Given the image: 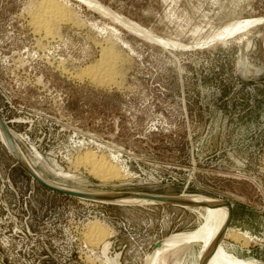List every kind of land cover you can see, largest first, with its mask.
I'll return each mask as SVG.
<instances>
[{"label": "rangeland", "instance_id": "1", "mask_svg": "<svg viewBox=\"0 0 264 264\" xmlns=\"http://www.w3.org/2000/svg\"><path fill=\"white\" fill-rule=\"evenodd\" d=\"M53 2L48 33L32 21L43 0H0V115L30 166L70 189L226 199L212 240L264 264V0ZM101 50L119 60L103 85L83 75ZM85 153L119 175L96 176ZM194 206L53 192L0 137V264H145L156 240L200 226ZM207 244L155 264L227 257Z\"/></svg>", "mask_w": 264, "mask_h": 264}, {"label": "bare ground", "instance_id": "2", "mask_svg": "<svg viewBox=\"0 0 264 264\" xmlns=\"http://www.w3.org/2000/svg\"><path fill=\"white\" fill-rule=\"evenodd\" d=\"M43 1H44V4L41 5V9H39L38 12L33 16L32 21H33V25H35V28H37L39 30H44V31H47L48 33H50L49 30H51V28L49 29V24L52 22V20L50 18L51 13L49 15V12H51L52 10L56 9L54 7L56 6L57 3H55V2L52 3V0H43ZM61 7H64V6H61ZM61 7H60V11H59V15L58 16L59 17L60 16H62V17L66 16L65 15V12H66L65 8H61ZM100 9H102V8H100ZM57 12H58V10H56V12H55L56 16L58 14ZM62 17H60V18H62ZM60 18H59V20H61ZM56 19H57V17H56ZM247 24H249V23L246 21L245 25H247ZM237 27L238 26H233L229 30H231V32H232L233 30H236ZM242 27L244 28L246 26H242ZM47 32H45V33L47 34ZM101 53L102 54H100V55H102V57H101V62H99L100 63L99 67H97V69H94L95 67L93 69H87L86 71H84L83 75L91 77V79L93 81H95L96 83L97 82H102V85H103V83H105V82L108 83L107 80L109 81L112 78L111 75L113 74L112 71L114 69L116 56L113 55L114 53H112L111 51H107V50H103ZM118 61H116V62H118ZM114 72L116 73V71H114ZM0 137H1L2 142L6 145V141H5V139H4L3 135H2L1 130H0ZM18 150L21 153L19 148H18ZM89 155H88V153H85L84 155L79 156L80 157L79 160H81L80 162H88V165L90 166L91 171L94 174H96V176H98L97 174H99V175H101L100 177H104V179H105L106 177H110L111 178V177H114V176L117 177V175H119V171H118L116 166L112 165L111 163H108L107 161L106 162L101 161V159L95 160L96 156L94 155L95 157H93V156H91L92 154L90 155L91 158H92L91 159ZM22 156L28 162V160L26 159V157L23 154H22ZM92 160L95 161V162H93ZM101 179H103V178H101ZM61 187H64V186H61ZM64 188H67V187H64ZM184 196H186V195H184ZM184 196L182 195V197H184ZM186 197H190V198H192V200H195L197 202H203V203L207 202V204H201V203L194 204L195 205L194 208H202V209L205 210V214L203 213V215H202L203 216L202 223L200 224V226L197 229H195L192 232L176 233V234H172V235H174V237H168V238L159 239L160 240L159 241L160 244L158 246H156V247H153L151 249V251L146 255L145 264H155V260H157L156 259L157 255H159V254L161 255V253L163 251L168 250L169 248H171L170 245H172V244L176 245V244H178L180 242L183 243V242H191V241H197V242L211 244L212 246L215 247L216 251H219V249L227 250V254L229 256L227 255L226 258H222L220 253H214L213 252L211 254V259H210V263L209 264H261L257 260H255L256 263H253V262L251 263L250 261L247 262L246 260H239V259H237V256L233 255L234 253L233 254L229 253V251H228L229 248H227L226 243L212 240V238H214L215 236H218V234L220 235V233L223 231L224 227L227 225L228 219L230 217L228 215L229 214V210H228V208H227V206L225 204H222L220 202L218 203V199L205 198V197H202L200 195H193V196H186ZM79 199H83V198H79ZM85 200H89V199H85ZM134 201H138V203L136 202V204H139V203H141V204L142 203L150 204V205L154 204V203L149 202V201L145 202V201L129 200V199H123V200H121V201H119L117 203L125 202V203L134 204L135 203ZM175 205L189 206L188 204H185V203H180V204H175ZM229 206H230V204H229ZM230 214H231V211H230ZM200 220H201V218H200ZM95 226H97V225H95ZM91 231L94 232V233L97 232L96 229H93ZM99 235H101V234H99ZM102 239H104V238H102ZM173 242H176V243H173ZM173 245H172V247H173Z\"/></svg>", "mask_w": 264, "mask_h": 264}, {"label": "water", "instance_id": "3", "mask_svg": "<svg viewBox=\"0 0 264 264\" xmlns=\"http://www.w3.org/2000/svg\"><path fill=\"white\" fill-rule=\"evenodd\" d=\"M0 130L2 132V135L6 141L7 149L11 156L13 157L14 161L22 168L24 169L34 180H36L39 184L44 186L46 189L51 190L53 192L74 196L78 198L83 199H89V200H95V201H101V202H108V203H117L123 199H129V200H139V201H145V202H152L156 204H180L185 203L188 205H194V204H207V202H197L195 200H192L190 197H182L178 195H153V194H145V193H133V192H105V191H88V190H76V189H70V188H64L58 185H55L46 178H44L42 175L38 174L30 165L29 163L24 159L22 154L19 152L18 147L16 145V142L14 141L6 123L2 119L0 115ZM135 203L138 201H134ZM225 204L229 210V216L231 208L229 206V203L226 199H218V203ZM125 203V202H122ZM227 222V221H226ZM219 237V234H218ZM160 240H156L152 246L156 247L158 246ZM108 245V243H107ZM106 245V247H107ZM105 247V248H106ZM151 248V249H152ZM114 264H118V260L115 258Z\"/></svg>", "mask_w": 264, "mask_h": 264}]
</instances>
